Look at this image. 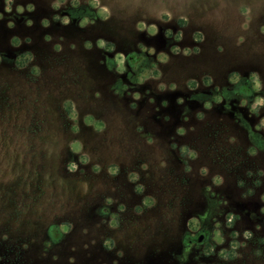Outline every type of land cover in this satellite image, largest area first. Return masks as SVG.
<instances>
[{
  "label": "rangeland",
  "instance_id": "obj_1",
  "mask_svg": "<svg viewBox=\"0 0 264 264\" xmlns=\"http://www.w3.org/2000/svg\"><path fill=\"white\" fill-rule=\"evenodd\" d=\"M51 3L12 0L6 12L0 0V264H264V128L255 127L264 107L251 115L236 91L251 90L248 76L255 72L261 88L246 99L264 98V0H140V6L99 0L109 12L105 19L84 0L76 8L68 0L58 9ZM29 4L31 11L16 12ZM161 8L170 13L168 22L157 18ZM241 8L248 10L246 27ZM82 17L91 23L80 27ZM141 20L157 33L136 30ZM165 31L182 38L176 42ZM196 33L200 40L192 39ZM97 39L113 51L98 48ZM172 46L190 54H174ZM117 52L125 56L123 73L109 64ZM160 52L167 62L156 60ZM25 54L31 58L18 66ZM152 64L159 77L137 84V72ZM232 72L235 84L228 80ZM189 79L195 89L186 87ZM217 95L219 103L212 99ZM73 141L78 153L69 149ZM113 166L115 175L108 171ZM244 231L251 233L247 240ZM105 239L113 241L110 250Z\"/></svg>",
  "mask_w": 264,
  "mask_h": 264
},
{
  "label": "clouds",
  "instance_id": "obj_2",
  "mask_svg": "<svg viewBox=\"0 0 264 264\" xmlns=\"http://www.w3.org/2000/svg\"><path fill=\"white\" fill-rule=\"evenodd\" d=\"M84 2L88 5L89 8L91 9H95L96 10V16L101 18V19H105L108 17L109 15V12H108V9L106 7H103V6H100L99 4V0H84ZM65 3V0H52V3H51V8L53 9H58L62 4ZM68 3H70L71 7L73 8H76L78 7L79 3H80V0H68ZM12 4V0H4V10L7 12V11H10V6ZM28 10V11H31L32 10V5H26L25 8H21L19 5L16 7V12L17 13H20L24 10ZM247 9H243V13L245 15V23L243 25V27H246L247 26ZM156 16L157 18L159 19V21L161 22H168L169 19H170V13L166 10H164L163 8H161L157 13H156ZM53 19L55 20H59V22L63 25H67L69 23V19L67 16H63V17H60V16H55L53 17ZM26 23L30 24L31 21H26ZM41 23L44 25V26H47L48 24V21L47 20H42ZM91 23V21H89L86 17H82L80 20H79V26L80 27H84L85 25ZM177 23L183 25L185 23V20L183 17H180L177 21ZM11 23L9 22L8 24V27H11ZM135 28L136 30L138 31H144L146 32L148 35H155L158 31L157 29V26L153 23H148L146 24L145 22H143V20L141 21H138L136 24H135ZM260 33L264 34V26H261L260 29H259ZM164 35L166 37H171L174 41L176 42H179L182 38V33L177 31L175 32V34H173L171 31H165ZM45 40H48L49 37L46 35L44 37ZM193 40H200L201 37L199 35V33H196L193 35L192 37ZM11 43L13 45H17L19 43L18 40H16L15 38L12 39ZM96 46L98 48H101V49H106L108 52H112L113 51V45L112 44H109V43H106L103 39H97L96 42H95ZM83 47L84 48H90L91 45L88 43V42H84L83 44ZM139 49L141 52H147L149 53L150 55L154 53V49L151 48V47H147L145 48L143 45H138ZM54 48L58 51L59 50V45H55ZM170 51L174 54H177V53H183L184 55H188L190 54V51L188 48H184V49H180L176 46H172L170 48ZM30 59L31 57L28 56L27 54H25L24 57H17V64L18 66H22L20 65V61L21 59ZM156 60L161 62V63H164V62H167L168 60V56L164 53V52H160L158 54H156L155 56ZM124 60H125V56L119 52H117L113 59L109 61V64H112L114 63L115 64V71L117 73H123L125 71V68L123 66L124 64ZM137 60L138 58L133 55L130 57L129 59V63L132 65L133 68L136 67V63H137ZM34 74L38 72V69L33 67L32 70H31ZM160 75V73L158 71H156V65L155 64H152L150 68H141L138 72H137V76H136V83L139 84V83H142L143 81H145L146 79H148L149 77H152V78H158ZM228 80L230 83H233L235 84L238 80V76L236 75L235 72H232L229 74L228 76ZM248 82L250 83L251 85V90H249L248 88H245V87H241L239 89H237L236 91L239 92L243 97H245L244 99H241L240 100V105L241 106H245L247 105L248 107V111L251 115H258V110L261 108V107H264V98H262L261 96H255L253 99H252V102L250 104H248V101H247V97L251 94L252 91H258L260 88H261V84H260V81L258 79V76L255 72L251 73L249 76H248ZM203 83L205 84V86H207L208 84L211 83V80L207 77L204 78L203 80ZM158 87L162 90L165 86L163 84H160L158 85ZM175 85L173 84H169L168 85V88L169 89H174ZM186 87L190 90L192 89H195L197 87V84L194 80H191L189 79L187 82H186ZM125 88L124 85H121L120 86V89L123 90ZM133 98L134 99H137L138 98V94L136 93H133ZM213 101L215 103H219L220 100H221V96L217 95V96H214L212 97ZM182 101L180 99H177V103H181ZM163 104V102H162ZM210 104L209 103H204L203 107L204 109H209L210 108ZM70 119H74L75 118V114L72 113L70 114L69 116ZM197 118H201V114L200 113H197ZM165 119H167V117H165ZM84 122L86 124H89L91 123V118L90 117H85V120ZM255 127L257 129H261V128H264V117H260L259 120H258V123L255 125ZM72 131L75 132L76 131V128L73 127L72 128ZM177 134L178 135H182L183 134V129H180L178 128L177 130ZM173 147H175V145H173ZM69 149L70 151H72L73 153H78L80 151V146L78 144V142L76 141H73L70 143L69 145ZM187 151V149L182 145L180 147V152L181 154L185 153ZM249 153L250 154H254L253 153V150L250 148L249 150ZM189 157L191 159H194L195 158V154L194 153H191L189 152L188 153ZM88 161L86 159V157H83L81 156L80 157V163L82 164H86ZM67 169L69 172H72V171H75L76 168H77V165L76 163H73V162H68L67 165H66ZM93 170H95V167L93 168ZM186 171L188 169H185ZM108 171L115 175L116 172H117V169L113 166V167H110L108 169ZM200 172L201 174H203L205 172V169L201 168L200 169ZM128 180L129 182H135L137 180V176L135 173H129L128 175ZM214 183L216 184H219L220 183V179L218 177L214 178ZM134 191H136L137 193L141 192L142 191V187L140 185H136ZM261 199L264 200V195L261 196ZM106 203L108 204H111L112 201L110 198H106L105 200ZM148 202H149V197L145 196L142 200V203L145 204V206L148 205ZM119 210L122 211L123 210V206H119ZM136 212L139 213L140 211V208L139 207H136ZM261 212H264V209H261ZM226 220L229 224V226L231 225V221H232V215L231 214H228L227 217H226ZM190 225L194 224L195 221L194 220H189L188 222ZM109 227L111 228H115L116 227V223H115V215L113 214L112 217H111V221L109 223ZM67 230V229H65ZM233 237L236 236V233L233 232L232 233ZM243 238L245 240L249 239L251 237V233L249 231H244L243 232ZM213 239L217 242V243H221L222 240L220 238V234L219 232H214L213 233ZM261 243H264V240L261 241ZM232 248H236L237 247V244L236 243H233L232 245ZM241 247H243V245L241 244L240 245ZM103 247L105 249H108L110 250L112 247H113V241L111 239H105L103 241ZM187 250V249H185ZM207 251H210V249H207ZM224 253H221V255H223ZM117 255H120V253H117ZM255 255L259 256L260 255V252L259 250H257L255 252Z\"/></svg>",
  "mask_w": 264,
  "mask_h": 264
},
{
  "label": "snow or ice",
  "instance_id": "obj_3",
  "mask_svg": "<svg viewBox=\"0 0 264 264\" xmlns=\"http://www.w3.org/2000/svg\"><path fill=\"white\" fill-rule=\"evenodd\" d=\"M13 2H14V0H13ZM126 2L132 4L133 6H140V0H126ZM148 2L150 3L151 0H148ZM240 10H241V13L243 14V8H241ZM0 19H2V16H0ZM149 143H151V141H149ZM94 171L99 172L100 169L99 168H95ZM133 183H135V182H133Z\"/></svg>",
  "mask_w": 264,
  "mask_h": 264
},
{
  "label": "water",
  "instance_id": "obj_4",
  "mask_svg": "<svg viewBox=\"0 0 264 264\" xmlns=\"http://www.w3.org/2000/svg\"><path fill=\"white\" fill-rule=\"evenodd\" d=\"M203 238V235L202 234H199L197 237H196V241L197 242H200Z\"/></svg>",
  "mask_w": 264,
  "mask_h": 264
},
{
  "label": "flooded vegetation",
  "instance_id": "obj_5",
  "mask_svg": "<svg viewBox=\"0 0 264 264\" xmlns=\"http://www.w3.org/2000/svg\"><path fill=\"white\" fill-rule=\"evenodd\" d=\"M200 234H202V233H200ZM202 235H203V234H202ZM197 236H198V235H197ZM203 238H204V235H203ZM203 238H202V240H203ZM202 240H201V241H202ZM195 241H196V238H195ZM201 241H200V242H201ZM196 242H197V241H196Z\"/></svg>",
  "mask_w": 264,
  "mask_h": 264
}]
</instances>
